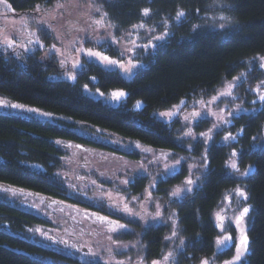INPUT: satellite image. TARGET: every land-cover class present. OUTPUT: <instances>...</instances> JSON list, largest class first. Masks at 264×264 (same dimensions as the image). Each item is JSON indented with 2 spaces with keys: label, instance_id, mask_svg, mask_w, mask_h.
<instances>
[{
  "label": "trees",
  "instance_id": "16d2710c",
  "mask_svg": "<svg viewBox=\"0 0 264 264\" xmlns=\"http://www.w3.org/2000/svg\"><path fill=\"white\" fill-rule=\"evenodd\" d=\"M7 1L22 12L56 0ZM101 6L120 32L140 22L141 9L151 8L148 26L159 28V35L165 30L162 22L167 20L172 35L155 53L145 56L147 68L130 81L90 65L87 75H80L76 84L53 83L48 81L49 70L43 65L35 63L21 69L0 55V95L58 115L55 121L61 122L0 115V182L44 197L45 203L52 200L125 222L128 216L108 208L103 194L111 191L126 199L141 196L138 203L147 201L152 213L158 204L160 219L166 222L154 223V215L131 219L128 225L135 229L123 232L120 240L138 243L139 252L147 258H161L167 251L165 238L172 232L167 217L175 212L179 217L177 238L184 240L186 251L184 256L178 250L177 258L197 262L214 250L218 234L213 227L214 213L225 195L240 183L226 167L232 158L229 151L236 147L240 149L241 166L251 163L255 167L246 180L252 205L247 264H264V147L253 151L264 133V109L235 119L236 144L208 148L211 171L207 177L201 175L203 142H197V137L185 141L186 124L181 117L163 121L155 116L180 105L181 100L211 98L224 82L248 71L247 61L264 56V0H106ZM178 8L191 13L187 23L177 24L172 19ZM210 15L216 21L209 19ZM221 15L228 18L227 23L219 20ZM193 25L200 27L193 31ZM91 76L99 79L103 91L123 89L128 98L118 108H111L85 96L82 85ZM139 100L144 109L134 111L132 105ZM193 127L206 131L209 121ZM240 129H244L243 135H238ZM79 149L111 163L113 170L117 166L121 174L112 175L113 182L101 178L106 169L72 174L70 167ZM178 157L179 168L173 169ZM190 167L193 179L201 176L202 190L194 188L197 195L173 203L175 198L168 193L183 186ZM49 215L48 210L37 212L33 207L0 201V264H90L82 260L78 242L67 245L64 235L53 232L64 230L63 224L71 228L75 224L65 222L62 215L55 220Z\"/></svg>",
  "mask_w": 264,
  "mask_h": 264
},
{
  "label": "rangeland",
  "instance_id": "374dc122",
  "mask_svg": "<svg viewBox=\"0 0 264 264\" xmlns=\"http://www.w3.org/2000/svg\"><path fill=\"white\" fill-rule=\"evenodd\" d=\"M102 1L106 0H56L54 3L51 4L47 3L40 5L39 10H37L36 7L32 10V12L26 14L17 12L8 1L7 4H10L11 8H8L4 3H0V55H3L5 60L15 63L21 69H25L28 65L35 63L43 65L49 70L47 74V79L50 82H65L76 84L79 80L80 75H77L76 82H73L66 78V72L68 69L71 68V65L73 63L77 61L84 63L87 60L83 53L81 51H78V49L82 47H93L92 44L87 43L88 37L110 41V37L118 36L120 38V42L112 46L111 49L106 52V54L113 59H121L118 55V51L132 49L133 51L137 52V55L133 56L131 52L125 51V57L122 62L125 63V67H130V65L128 64V60H131L133 63L138 65V67L131 68L130 75L124 73L118 68H112L108 72H116L125 80H132L138 73L142 72L147 68L148 61L145 60V56H147L149 53H155L158 48H149L147 51L135 48V46L130 42V40L136 41L137 44L147 43V41L143 38V33H141V38L137 39L136 30H134L133 28L120 32L117 27L109 21L108 16L104 18L102 23H96V21L101 20V12H104L101 6ZM96 8H100L101 12H97ZM214 18L215 16H209V19L211 20H213ZM48 25H51V28H48ZM210 25L214 28V24L212 22H210ZM159 31V28H156L155 35H157ZM45 32H47V34H45ZM130 32L132 33L131 37H129L128 35ZM38 37L41 43L43 44V47H40L39 45L34 43V41ZM9 41L15 42L12 48L6 47V42ZM81 41H83V43H81ZM152 43H156V41H152ZM53 44H55L56 48L60 50L59 55L56 57L55 60L50 59L49 57V49ZM105 47L107 48L108 44H106ZM25 48L29 50L25 51ZM96 50L102 52L104 51L103 48H96ZM255 58L246 62L245 67L246 70H248L244 71L245 73H248L246 79H244L242 82L232 81L233 83L237 84L236 88L233 89V94L236 97L234 102H232L230 98L225 100L224 97H220V99L217 100L216 104L208 105L206 108L204 105L196 104L197 101L201 100L198 99L192 100L191 102L185 101V106L180 110L178 117H181L183 119V122L187 124L185 131H188L189 128H191V130L195 133V137L198 138V140H196L197 142L204 141V138L199 135L201 132H207L209 129L213 130V139L209 140L207 143L203 142L205 149L210 148L212 145L226 146L223 142V137L228 134L227 131L217 134V130L213 128V125L215 123H218V120L210 113L216 112L217 114H219V109L225 108L226 110L224 111L223 115L229 120H231L232 123L224 125L223 127L225 129L230 130L232 135L236 136V134L233 133L235 130V119L242 115H256L262 110L261 102L257 98L258 94L255 91H248V89H255L258 85H260L261 94H264V85H261V81H264V78L261 80L254 81L256 77H264V69L259 68L258 61ZM60 60L65 61L67 68L61 67V65L59 64ZM95 63L96 66L104 69V65L100 64L99 62ZM249 64L252 65L251 71H249ZM252 73L254 75L250 77ZM93 77L95 78V80L92 79ZM98 84L99 79L95 76H91L89 78V82L84 83L82 85L83 94L111 108H118L128 98L127 95L126 97L121 98L120 100L113 99L111 95L113 92H127L123 89H115L109 92H105L98 86ZM85 85H87V89H85ZM226 88L227 82H224L223 86L216 92L214 96H218L219 92L225 91ZM101 93L103 95H101ZM211 98L203 100L207 102ZM220 100H225V103H220ZM253 100L256 101L255 104L252 103ZM139 101L142 102L141 100ZM137 102L138 101H136L132 105V109L134 111H142L144 109V103L142 102L140 108H136L135 105L137 104ZM13 104L22 105L23 109L11 107V105ZM217 104H219V108L217 107ZM193 105H196L195 110L201 113V117L197 119L200 122L209 121V127L206 128V131H204V129L200 131H195L193 124H199L200 122L196 123L195 121H193L191 124H188V122L184 121V116H189L191 119L190 113L194 110ZM237 106H240L242 109H247V111H241L239 115L235 116L234 119L233 117H228L227 110L235 109ZM176 107L178 108L180 107V105ZM28 108L37 109L38 113H47L48 116L28 112L25 110ZM170 110L176 111V108L173 107ZM206 111L209 113V115L207 116H205ZM0 115L14 116L27 119L38 118L43 121H50L61 124L60 120L55 121V119L59 117L58 115H54L38 108L14 101L4 95H0ZM155 116L163 121H170L176 118L162 117L159 115V113L155 114ZM232 127L233 129H231ZM184 139L185 141H187L189 137L184 136ZM260 140V143L258 142L254 144L253 151L260 150L264 147V133L260 137ZM237 141H232L231 146L233 144H236ZM79 150L80 151L75 152L72 160L73 166L70 167V171L72 174H79L82 171L83 173H100V171H105L106 169L105 174L100 173L101 178L106 180H111L112 178H114V176L121 174L122 171H120L117 166L115 167V170H113L111 163L107 161L103 163L100 161L99 157L95 159V155L85 153L83 152V149ZM203 151H205L204 148L202 152ZM232 151H235L237 153V156L232 157L231 159L237 162L241 172L248 171V176H250L255 171V167L251 163H247L244 167H242L238 155L240 154V149L236 147H231L229 153H231ZM175 153L181 152L177 151ZM179 158L180 157L174 159V163L172 164L173 166L178 167L176 161ZM154 162H156V160H154ZM250 165L251 169H249ZM235 175L238 176L237 178L240 179V183L237 185V187L243 188L247 192L246 180L248 176H240L239 174ZM111 181L113 182V180ZM234 190L230 191L227 195H225L222 201L223 204H221V206L227 209V212L225 213L227 216H233L237 212H239L242 207L250 206L249 214L245 218V224L249 232L250 222L252 218V205L249 203V199L246 201H242V203L238 205L236 203L237 198L235 197ZM104 196L107 197L108 208H113L116 214L128 216L124 217L127 222L116 220L110 216H100L99 214H95L94 212H87L78 208H73L67 204H59L52 200H47V202L45 203L46 199H44V197H38L35 194H31L30 192H26L14 188L9 184L0 182V201L8 204L13 203L21 205L22 207H26L29 209L33 207V209L37 212L43 211V213H45L48 210L50 213L49 217L52 220H55L57 215H62V217H64L65 222L75 224L74 228L69 227L67 224H63L64 230L55 229L53 230V232L61 236L64 235L63 238H65V240L67 241V245L68 242H72V245L78 242L80 244L78 247V249L80 250L79 253L81 254L82 260H84L85 262H88L90 264H117V261H123L124 264H138V262L143 257V264H151L152 260H161L162 264H164L162 259L163 256L166 255L167 252L173 250H176L177 258V252L179 250V240L177 237L174 238V240L166 239V243H168L167 251L163 253L161 258H147L145 255H142L139 252L137 248L138 243H130L129 241L126 242L120 240L121 234L123 232L132 231V228H134L133 226L128 225V222L131 219L139 220V217L149 219V216L152 217L153 215H155V213H152L147 209V201L142 204H139L138 198H140L141 196L129 197L130 199H126L127 197L124 198L118 196L117 194L111 191L107 193L105 192L103 194V197ZM226 197L233 198L231 206H229ZM219 210L220 208H218L217 211ZM68 218L71 220H69ZM160 218L161 216L158 218V220H160ZM154 223L159 224L156 221ZM119 225H125V228L121 229ZM233 228H235V225H233ZM238 234V231L231 232L234 241L237 239ZM169 236H171V234ZM117 237H119V239H117ZM118 245L119 248L117 247ZM118 252H121L123 254H117ZM250 252L251 250H249L246 257L240 262V264H247ZM234 255V248L227 249L224 253H221L217 252L215 246L214 250L211 253L206 252L200 258H211L215 256V264H223L225 260L232 259ZM187 258L190 257L188 256ZM199 260L197 262L191 259H180L178 261H180L181 264H199Z\"/></svg>",
  "mask_w": 264,
  "mask_h": 264
},
{
  "label": "snow or ice",
  "instance_id": "6c2138e0",
  "mask_svg": "<svg viewBox=\"0 0 264 264\" xmlns=\"http://www.w3.org/2000/svg\"><path fill=\"white\" fill-rule=\"evenodd\" d=\"M0 3L6 4L8 8H11L10 4H7V0H0ZM37 10H39V6H37ZM97 12H101L100 8H96ZM141 20L138 24H133L132 28L136 30V37L137 39L141 38V33H143V38L147 41V43L144 44H137L136 41L130 40V42L135 46L137 49H143L144 51H147L149 48L156 49L159 46L167 43L168 39L171 37L172 33L168 31V21L165 20L162 22V28L165 29L162 31L160 35H155L156 28L155 26L149 27V23L152 18V9L151 8H143L141 9L139 13ZM107 17L106 12H101V20L96 21V23H102L104 18ZM147 18V19H145ZM191 18V13L186 12L182 8H178L175 16L172 17V19L177 24L187 23L189 19ZM219 20L228 22V18L224 16H220ZM224 24H220V28H224ZM48 28H51V25L47 26ZM200 26L199 25H193V31H196ZM47 34V32H45ZM129 37L132 36V33L130 32ZM152 41H156V43H152ZM120 42V38L118 36H112L110 37V41L104 40V39H94L92 37H88L87 43L92 44L93 47H82L79 48L78 51H81L83 55L87 58V60L84 63H81L79 61L73 63L71 65V68L67 70L66 72V78L76 82L77 75H87L90 68L89 65H92L93 67L96 66L95 62H99L100 64L104 65L105 71H110L112 68H118L122 70L126 74H131V68L138 67L135 63H133L131 60H128V64L130 67H125V63L122 62V60L125 57V51L131 52L133 56L137 55L136 51H133L132 49H126L125 51H118V55L121 59H113L110 56L106 54L108 50L111 49L112 46L118 44ZM14 41L6 42L7 48H12L14 45ZM37 45L40 47H43V44L41 43L39 37L34 41ZM83 43V41H81ZM108 44V47L106 48L105 45ZM96 48H103L104 51L96 50ZM29 49L25 48V51H28ZM60 50L56 48V45L53 44L51 48L49 49V57L50 59L55 60L56 57L59 55ZM258 61V66L261 69H264V57H256L255 58ZM59 64L61 67L67 68V65L65 64L64 60H60ZM249 71L252 69V65L249 64ZM248 73L241 72L239 76H234L233 81L236 82H242L244 79H246ZM95 80V78H92ZM261 85H264V81H261ZM237 84L233 83L232 81L227 82V88L225 91L219 92L218 96H213L210 100L207 102L203 99L196 102L198 105H204L206 108L208 105L216 104L217 100L220 99V97H224L225 100L228 98L231 99L232 102L235 101L236 97L233 94V89L236 88ZM85 89H87V85H85ZM248 91H255L258 96L257 98L261 102V109H264V94H261V86L258 85L255 89H248ZM101 95H103L101 93ZM112 98L116 100H120L121 98L126 97L128 94L123 91H115L112 94ZM225 100H220V103H225ZM253 104L256 103L255 100L252 101ZM142 102L138 101L135 105L136 108L141 107ZM186 102L184 100L180 101V107L173 106L176 108V111H167L159 113L162 117H178V114L180 110L185 106ZM13 108L17 109H23L22 105L19 104H13L11 105ZM196 105H193V111L190 113L191 119L189 116H184V121L188 122V124H191L193 121L196 123H199L200 121L197 118L201 117V113L199 111L195 110ZM217 107L219 108V104H217ZM28 112L37 113L39 115L48 116L47 113H38L37 109L28 108L25 109ZM225 108L219 109V114L216 112L210 113L212 116L216 117L218 120V123H215L213 125V128L217 130V134L227 131V135L223 137V142L226 146H231L232 141H237V136L232 135L231 131L228 129H225L223 126L232 123L231 120H229L227 117L223 115ZM241 111H247V109H242L240 106H237L235 109L227 110L228 117H233L239 115ZM209 115V113L206 111L205 116ZM187 127V124H186ZM212 129H209L207 132H201L199 135L204 138V143H207L209 140L213 139L212 136ZM244 129H240L238 135H243ZM185 137H192L195 139V133L189 128L188 131L184 132L183 134ZM255 140L256 137H253ZM238 142V141H237ZM57 143H60L57 141ZM68 147H71V145H68ZM79 147V146H77ZM139 147V145H137ZM237 153L235 151H232L230 153V157H236ZM186 159V158H182ZM154 163V162H153ZM177 164L180 163L179 160L176 161ZM201 164H202V173L201 175L207 177V175L210 173V161L208 159V149L206 148L203 155L201 156ZM196 165H192V167H195ZM226 167L231 169L230 174H239L240 176H248L249 172L240 171V167L238 166L237 162L232 160L231 158L226 162ZM175 166H173V169ZM249 169H251V165L249 166ZM125 184L129 183L128 180L124 181ZM202 183L201 176L196 175L195 179H193V173L191 171V167L189 169V174L186 177V179L183 182V186H177L174 190H172L170 193H168L169 196L175 198L172 202L173 203H182L186 201L189 197L197 195L198 193H194V188L201 189L202 190ZM150 187H155V185H151ZM235 197L236 203L239 205L242 203V201H246L249 199L247 192L243 188L237 187L235 190ZM229 206L232 205V197H226ZM223 204V202H221ZM220 208L219 211L214 213L213 216V227L217 229L218 234L215 238V246L217 252L224 253L227 249L234 248L235 249V255L230 260H225L223 264H240V262L246 257L247 253L249 252L250 248V239L248 235V230L245 224V218L248 216L250 211V206H244L242 207L239 212H237L233 216H227L225 213L227 212V209L218 206ZM156 211L155 215L152 217L153 221H156L158 223H165V220H158V218L161 216V209L158 204L155 205ZM235 211V210H233ZM143 218V217H141ZM167 220L172 222V232L171 236L166 237L167 240H174L178 236L177 231V224L179 223V217L175 212H172L168 217ZM233 225H235V228H233ZM121 229L125 228V225H119ZM232 231H238V237L234 241L233 237L231 235ZM119 239V237H117ZM199 239V238H198ZM119 248V245L117 246ZM178 249L181 255L186 256L185 251V242L183 239L179 240ZM117 254H123L121 252H118ZM163 262L164 264H181L180 261L176 258V250L167 252L166 255L163 256ZM216 257L213 256L211 258L209 257H202L199 260V264H215ZM117 264H124L123 261H117ZM138 264H143V257L138 262ZM151 264H162L161 260H152Z\"/></svg>",
  "mask_w": 264,
  "mask_h": 264
},
{
  "label": "flooded vegetation",
  "instance_id": "af4514ba",
  "mask_svg": "<svg viewBox=\"0 0 264 264\" xmlns=\"http://www.w3.org/2000/svg\"><path fill=\"white\" fill-rule=\"evenodd\" d=\"M33 9L22 11L21 13H30Z\"/></svg>",
  "mask_w": 264,
  "mask_h": 264
}]
</instances>
